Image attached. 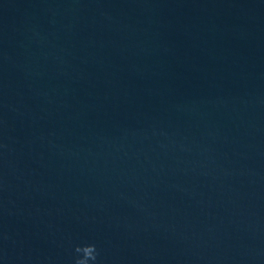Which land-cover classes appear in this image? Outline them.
I'll return each mask as SVG.
<instances>
[{
    "label": "water",
    "instance_id": "1",
    "mask_svg": "<svg viewBox=\"0 0 264 264\" xmlns=\"http://www.w3.org/2000/svg\"><path fill=\"white\" fill-rule=\"evenodd\" d=\"M88 243L264 264V0H0V264Z\"/></svg>",
    "mask_w": 264,
    "mask_h": 264
},
{
    "label": "clouds",
    "instance_id": "2",
    "mask_svg": "<svg viewBox=\"0 0 264 264\" xmlns=\"http://www.w3.org/2000/svg\"><path fill=\"white\" fill-rule=\"evenodd\" d=\"M74 251L80 253V255L74 257V264H89L90 261L95 264L97 250L94 244L77 245Z\"/></svg>",
    "mask_w": 264,
    "mask_h": 264
}]
</instances>
